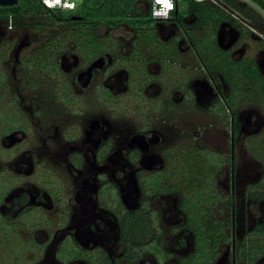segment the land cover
<instances>
[{
  "label": "flooded vegetation",
  "instance_id": "af4514ba",
  "mask_svg": "<svg viewBox=\"0 0 264 264\" xmlns=\"http://www.w3.org/2000/svg\"><path fill=\"white\" fill-rule=\"evenodd\" d=\"M139 1L0 21V264H264V50Z\"/></svg>",
  "mask_w": 264,
  "mask_h": 264
},
{
  "label": "trees",
  "instance_id": "16d2710c",
  "mask_svg": "<svg viewBox=\"0 0 264 264\" xmlns=\"http://www.w3.org/2000/svg\"><path fill=\"white\" fill-rule=\"evenodd\" d=\"M136 1L139 0H83L78 11H80L83 20L89 19L93 23V26V19L95 18L99 20L112 18L114 21L120 22L128 21V18L141 17L143 13L142 7H136ZM251 1L260 4L264 8L263 0ZM229 3L233 8L244 14L255 26L264 31L263 21L254 15L251 9L231 0H229ZM184 4L185 6L178 13V16L192 12L202 27L222 28L226 25L224 15L210 5L191 0H184ZM147 10L148 17L153 21H157L151 17L149 8ZM62 15L64 14L43 8L38 0H19L17 5L13 7H0V21H5L10 17L16 27L24 25V18L27 26L36 27L46 26V21H50L51 23L56 22ZM79 24L76 23L75 25Z\"/></svg>",
  "mask_w": 264,
  "mask_h": 264
},
{
  "label": "built area",
  "instance_id": "2783aa9c",
  "mask_svg": "<svg viewBox=\"0 0 264 264\" xmlns=\"http://www.w3.org/2000/svg\"><path fill=\"white\" fill-rule=\"evenodd\" d=\"M43 8L53 11V12H63V11H73L76 7L82 3L83 0H38ZM143 5L149 8L151 13L152 8V0H141ZM181 0H173L175 4V9L171 13L168 14V18H164L165 13H160V16L156 18L157 21H167L172 13L177 11L178 3ZM197 3H208L212 5L215 9L219 10L228 21L231 23V26L234 27L235 30L245 31L258 37L260 40L264 41V31L260 30L257 26H255L244 14L233 8L229 0H191ZM238 4H241L245 7H248L253 11V14L260 18L264 23V8L251 0H231ZM264 2V0H263ZM159 8L160 5H157ZM152 17V15H151ZM153 18V17H152Z\"/></svg>",
  "mask_w": 264,
  "mask_h": 264
},
{
  "label": "rangeland",
  "instance_id": "374dc122",
  "mask_svg": "<svg viewBox=\"0 0 264 264\" xmlns=\"http://www.w3.org/2000/svg\"><path fill=\"white\" fill-rule=\"evenodd\" d=\"M178 6H179V9L180 10H182L183 8H184V6H185V4H184V0H181L179 3H178ZM75 12V11H74ZM73 11H63V12H60L61 14H70V13H74ZM27 27H29V26H27ZM55 27H66V26H62V25H58V26H56V25H52V24H48V23H46V26L45 27H43V31H42V33H38L37 31H34L33 32V39H37V38H39V37H41V35L44 37V39L46 38V34L48 33V30L50 29V28H55ZM28 30V29H27ZM17 34H15L16 36L18 35V33H21V32H16ZM29 40L31 41V38H29ZM241 42L242 43H244L245 42V45H246V49H247V54H246V58H248L247 57V55L249 56H251V57H257V60H259L258 59V55H259V53H258V51L260 50V51H263L264 50V41H262V40H259V38L258 37H254L253 35H251V34H245V35H243V37H242V40H241ZM17 42H13V44H16ZM31 43H32V41H31ZM34 43V42H33ZM264 102V101H263ZM203 116H202V115ZM178 121V119H176L175 120V123ZM205 122H210V123H213L214 121H212L211 119H209V118H207L203 113H194V112H192V113H188L187 112V119H186V121H185V126H183V129L185 130V131H188V130H190L191 128H194V127H197V126H199L201 123H205ZM217 125V124H216ZM219 127V128H218ZM221 127H223L222 125H221V123L220 124H218L217 125V128L218 129H208L207 131H208V133L206 134V137H207V139L209 140V142H211V143H214V145L215 144H217V142H212V141H210L211 139L212 140H215L216 139V137L218 138L219 136L220 137H222V140L225 142L226 141V137L224 136V134L220 131V128ZM211 135H214V136H212L211 137ZM211 138V139H210ZM189 142V141H188ZM221 144V143H220ZM196 180H197V183H198V181L200 180V178L199 177H196ZM222 254V253H221Z\"/></svg>",
  "mask_w": 264,
  "mask_h": 264
},
{
  "label": "clouds",
  "instance_id": "9594fccd",
  "mask_svg": "<svg viewBox=\"0 0 264 264\" xmlns=\"http://www.w3.org/2000/svg\"><path fill=\"white\" fill-rule=\"evenodd\" d=\"M157 5H160L158 8ZM175 4L173 0H152L151 15L153 19L160 16V13L164 12V18H168V14L174 11Z\"/></svg>",
  "mask_w": 264,
  "mask_h": 264
},
{
  "label": "water",
  "instance_id": "95a60500",
  "mask_svg": "<svg viewBox=\"0 0 264 264\" xmlns=\"http://www.w3.org/2000/svg\"><path fill=\"white\" fill-rule=\"evenodd\" d=\"M17 3V0H0V7H11ZM77 19V18H74Z\"/></svg>",
  "mask_w": 264,
  "mask_h": 264
}]
</instances>
